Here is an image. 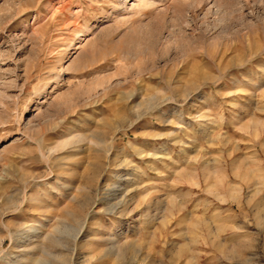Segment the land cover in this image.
<instances>
[{
    "label": "rangeland",
    "instance_id": "rangeland-1",
    "mask_svg": "<svg viewBox=\"0 0 264 264\" xmlns=\"http://www.w3.org/2000/svg\"><path fill=\"white\" fill-rule=\"evenodd\" d=\"M0 264H264V0H0Z\"/></svg>",
    "mask_w": 264,
    "mask_h": 264
},
{
    "label": "bare ground",
    "instance_id": "bare-ground-1",
    "mask_svg": "<svg viewBox=\"0 0 264 264\" xmlns=\"http://www.w3.org/2000/svg\"><path fill=\"white\" fill-rule=\"evenodd\" d=\"M197 184H198V183H197ZM108 188H109V187H108ZM116 191H117V189H116ZM114 194H115V192H114ZM114 194H113V195H114ZM117 194H118V193H117ZM90 199H91V198H90ZM113 199H114V198H113ZM91 202H92V201H91ZM114 204H115V203H114ZM89 205L91 206L90 201H89V200H86V202H85L82 206H84L85 208H86V207L88 208ZM109 207H110V206H109ZM89 208H90V207H89ZM113 209H114V208H113ZM113 209L111 210L112 212H113ZM111 211H110V212H111ZM47 239H48V238H47ZM50 239H51V238H50ZM50 239H49V241H50V245L56 243L55 241H53L52 239L50 240ZM47 241H48V240H47ZM47 241H46V243H47ZM58 243H59V242H58ZM2 244H3V243H1V245H2ZM50 245H49V246H50ZM37 246H38V245H37ZM43 246H44V244H43ZM45 246H46V245H45ZM27 248H28V247H27ZM37 248H38V247L33 246V247H32V251L35 250V249H37ZM26 250H28V249H26ZM30 252H31V250H30ZM30 252H29V253H30ZM24 254H25V252H24ZM26 254H28V253H26ZM10 263H11V262H10Z\"/></svg>",
    "mask_w": 264,
    "mask_h": 264
}]
</instances>
